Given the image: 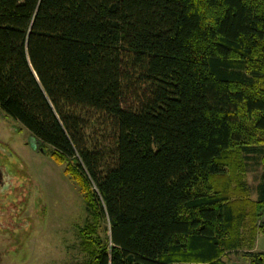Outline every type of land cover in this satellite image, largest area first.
<instances>
[{
	"label": "trees",
	"instance_id": "trees-1",
	"mask_svg": "<svg viewBox=\"0 0 264 264\" xmlns=\"http://www.w3.org/2000/svg\"><path fill=\"white\" fill-rule=\"evenodd\" d=\"M0 112L84 194L85 264H225L264 236V0H0Z\"/></svg>",
	"mask_w": 264,
	"mask_h": 264
},
{
	"label": "rangeland",
	"instance_id": "rangeland-1",
	"mask_svg": "<svg viewBox=\"0 0 264 264\" xmlns=\"http://www.w3.org/2000/svg\"><path fill=\"white\" fill-rule=\"evenodd\" d=\"M33 138L0 112V179L6 178L0 185V223L6 225L12 217L14 228L0 230V264H85L90 256L79 231L95 225L93 215L80 187L65 175L67 165L53 161L50 147L47 155L37 151ZM259 153L248 156L243 174L254 202L259 201L264 172L256 158L264 156V148ZM251 230L245 226L241 248L227 253L225 264H253L256 255L264 254V236L254 238ZM97 234L103 241L110 237L107 219L98 222Z\"/></svg>",
	"mask_w": 264,
	"mask_h": 264
},
{
	"label": "flooded vegetation",
	"instance_id": "flooded-vegetation-1",
	"mask_svg": "<svg viewBox=\"0 0 264 264\" xmlns=\"http://www.w3.org/2000/svg\"><path fill=\"white\" fill-rule=\"evenodd\" d=\"M37 151L41 152V149H38V147L36 148ZM0 175H1V171H0ZM5 181H6V178L4 181H2V179H0V185L1 186H4L5 185ZM9 215V214H8ZM12 219V217L9 218V221L6 223V225H3L0 223V230H9V229H13V227H11V222L10 220Z\"/></svg>",
	"mask_w": 264,
	"mask_h": 264
},
{
	"label": "water",
	"instance_id": "water-1",
	"mask_svg": "<svg viewBox=\"0 0 264 264\" xmlns=\"http://www.w3.org/2000/svg\"><path fill=\"white\" fill-rule=\"evenodd\" d=\"M35 142H37V140H36L35 138H33V139H32V144H33V146L36 148ZM41 151L44 152L43 149H42ZM262 222H263V224H264V217H263Z\"/></svg>",
	"mask_w": 264,
	"mask_h": 264
},
{
	"label": "crops",
	"instance_id": "crops-1",
	"mask_svg": "<svg viewBox=\"0 0 264 264\" xmlns=\"http://www.w3.org/2000/svg\"><path fill=\"white\" fill-rule=\"evenodd\" d=\"M261 240H262V237H259V238L256 240L257 245L260 243ZM257 245H256V246H257Z\"/></svg>",
	"mask_w": 264,
	"mask_h": 264
}]
</instances>
